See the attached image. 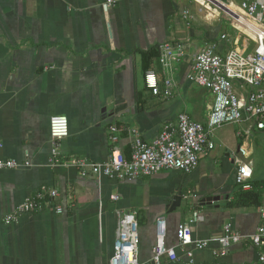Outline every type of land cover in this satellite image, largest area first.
Masks as SVG:
<instances>
[{"label": "crops", "instance_id": "obj_1", "mask_svg": "<svg viewBox=\"0 0 264 264\" xmlns=\"http://www.w3.org/2000/svg\"><path fill=\"white\" fill-rule=\"evenodd\" d=\"M186 1L0 0V158L32 163L0 170V264H110L125 212H133L138 222L140 264H156L160 218L166 220V245L176 247L178 259L164 256L159 264H188L190 249L195 264H260V249L249 237L261 222L264 183L254 187L260 205L233 204L244 192L235 182L236 160L254 164L247 140L254 132L251 122L244 121L249 126L244 131L233 124L216 129L215 148L190 173L164 170L129 181L83 176L63 163L73 157L104 161L115 145L129 156V129L152 142L183 112L207 123L214 95L187 75L198 50L228 31L227 18L204 16L199 3L195 10ZM186 11L194 19H186ZM234 38L230 48L246 45V39L235 44ZM166 41L186 45L178 87L169 98L145 90L141 52ZM160 66L159 57L150 70L159 72ZM57 115L68 117L70 133L59 143L61 163L53 165L50 122ZM113 125L120 129L119 143L110 138ZM43 187L59 192L43 211L5 222ZM180 192L182 206L170 211ZM183 222L195 238L211 240L210 247L177 246ZM228 224L242 237L227 255L216 256L213 249L220 247L218 238Z\"/></svg>", "mask_w": 264, "mask_h": 264}, {"label": "built area", "instance_id": "obj_2", "mask_svg": "<svg viewBox=\"0 0 264 264\" xmlns=\"http://www.w3.org/2000/svg\"><path fill=\"white\" fill-rule=\"evenodd\" d=\"M122 0H107L109 5H117ZM208 11L207 16L224 15L229 18L236 37L224 32L220 40L209 43L198 50L193 58L187 79L212 92L214 105L207 123H200L186 113H180L176 121L165 123L160 134L152 141H146L139 130L129 129L131 153L127 156L118 146H114L110 156L101 162L89 161L87 158L73 157L63 162L77 167L83 176H105L117 180L134 181L141 176H153L164 170H177L184 173L194 171L207 150L215 148L212 139L214 131L225 124L252 123L253 130L264 131V0H243L241 5L223 0H193ZM184 17L191 21L194 16L186 11ZM238 44L246 39L244 47H229L228 42ZM225 47H229L225 49ZM161 72L149 70L146 73V86L153 95L169 98L174 95L178 82V66L186 56V45L182 41H166L160 45ZM251 48V50H250ZM110 138L119 143V127H110ZM69 119L64 115L52 117L50 135L52 138V164L61 163L60 141L69 136ZM239 135L243 131L238 132ZM236 184L243 191L254 189L251 183L253 168L250 164L236 160ZM29 160L19 162L15 159L0 158L1 169H15L31 166ZM56 189L43 187L35 196L28 197L16 210L7 215L5 222L10 224L22 214L43 211L48 199L58 196ZM113 199H118L113 195ZM62 212V207H57ZM260 224L250 235L249 240L260 249L259 262L264 264V201L259 207ZM166 220H158L157 241L153 248V260L161 263L164 256L171 260L178 259L176 247H168L166 238ZM178 245H193L203 250L211 245L209 239L194 237L192 227L183 222L178 228ZM242 234L230 224L218 242L220 247L213 249L216 256L227 255L232 243ZM138 222L133 212L120 215L114 254L110 264H140L139 261ZM188 264H195L194 250L186 251Z\"/></svg>", "mask_w": 264, "mask_h": 264}, {"label": "rangeland", "instance_id": "obj_3", "mask_svg": "<svg viewBox=\"0 0 264 264\" xmlns=\"http://www.w3.org/2000/svg\"><path fill=\"white\" fill-rule=\"evenodd\" d=\"M226 1H230V0H226ZM235 2V4L237 5H241V3L243 2V0H232ZM188 6H190L192 9L197 10L198 9V5L196 4V2H194L193 0H187L185 2ZM200 5V4H199ZM201 6V5H200ZM203 15L207 16L208 15V11L204 10L203 11ZM222 16V15H221ZM221 16H217V19H222ZM224 18V17H223ZM219 21V20H218ZM216 23V22H214ZM224 25H225V29L228 33H231L232 35H235L236 33H234L235 31L231 28L230 24V19L227 18V20L224 18ZM251 50V48H250ZM191 111V110H190ZM188 111V112H190ZM234 126H236V128L241 127L243 129V131L245 130V127H249L247 124H233ZM247 140L249 141V146L253 148V154L251 155V159H253L254 164H253V168H254V176H253V182H258L260 184L264 183V131H259V130H254L253 134L251 136L247 137Z\"/></svg>", "mask_w": 264, "mask_h": 264}, {"label": "trees", "instance_id": "obj_4", "mask_svg": "<svg viewBox=\"0 0 264 264\" xmlns=\"http://www.w3.org/2000/svg\"><path fill=\"white\" fill-rule=\"evenodd\" d=\"M142 52V70L144 72V76L146 78V73L153 68L154 64L158 61L160 57V48L158 46H153L148 50H143ZM159 72H161V66L158 68ZM149 88L145 84V90ZM257 184L253 182V186L257 187ZM259 186V185H258ZM242 190V189H241ZM261 197L259 192L256 189L251 191H244L238 201L234 202L233 204L236 206H247V205H255L258 206L261 204Z\"/></svg>", "mask_w": 264, "mask_h": 264}, {"label": "water", "instance_id": "obj_5", "mask_svg": "<svg viewBox=\"0 0 264 264\" xmlns=\"http://www.w3.org/2000/svg\"><path fill=\"white\" fill-rule=\"evenodd\" d=\"M182 200H183V197H182V193L180 192L174 199V202L171 206V210L170 211H174L176 210L177 208L181 207L182 206Z\"/></svg>", "mask_w": 264, "mask_h": 264}]
</instances>
